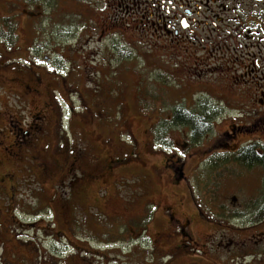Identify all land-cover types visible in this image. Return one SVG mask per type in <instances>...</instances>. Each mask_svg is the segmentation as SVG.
<instances>
[{"label": "rangeland", "instance_id": "374dc122", "mask_svg": "<svg viewBox=\"0 0 264 264\" xmlns=\"http://www.w3.org/2000/svg\"><path fill=\"white\" fill-rule=\"evenodd\" d=\"M143 3L0 0L10 38H0V260L6 250L32 264H189L184 248L170 254L186 242L182 225L190 220L192 245L219 232L196 216L194 204L214 193L199 181L203 153L257 134L236 132L235 144L224 136L243 122L236 101L246 97L216 72L203 39L172 42L162 30L155 39L151 3L149 14L132 15ZM204 105L219 115L194 141L172 120L177 108ZM230 174L218 196L242 204L263 192ZM214 218L226 233L237 221ZM221 238L232 258L235 245Z\"/></svg>", "mask_w": 264, "mask_h": 264}, {"label": "flooded vegetation", "instance_id": "af4514ba", "mask_svg": "<svg viewBox=\"0 0 264 264\" xmlns=\"http://www.w3.org/2000/svg\"><path fill=\"white\" fill-rule=\"evenodd\" d=\"M150 3L154 15L155 39L161 37L159 30L172 42L174 39H203L207 53L214 51L216 72L230 74L234 81L231 89L246 97V100L236 101L241 103L237 106L241 109L236 110L235 120L243 122L234 123L233 132L224 134L225 139L235 144L238 138L236 132L244 134L252 128L257 132L232 148L220 142L222 147L213 146L215 148L204 150L203 161L206 167L199 181L202 187H213L214 193L204 194L202 206L194 204L197 208L196 216L209 222L212 227H219V232L224 234L218 235L216 231L201 238V244L192 245V235L186 231L189 228L188 219L186 225H182L183 230L178 233L185 237L186 242L175 243L170 254L174 258L173 252H181L184 248L183 255L195 259L189 264H224V257L228 264H264V193L245 195V202L241 204L230 202L224 199L228 196H218L216 192V188L225 182L224 177H228V172L238 185H253L264 189V0H144L146 7L141 8L142 4L136 6L132 15L149 14ZM125 9H129V6L126 5ZM163 12L168 15L164 16ZM207 59L211 60L210 57ZM200 60L202 64L203 60ZM199 69L202 71L206 68ZM215 106L221 109L220 103ZM214 114L219 115L218 109L212 110V117ZM238 156L242 159L241 163ZM254 162L257 164L253 165ZM172 170L176 173L175 168ZM182 178L184 173L180 172L177 184L181 183L179 180ZM209 202L215 208L210 205L207 207L206 203ZM207 208L212 210L210 215L214 214V219L237 220L234 224L228 222L230 226L227 231L232 230L226 233L221 229L224 222L209 221L210 215L205 211ZM175 235L176 229L171 228V232L166 234L170 239L165 240V237L164 241L170 243ZM224 235L235 245L232 255H236L232 258L226 257L228 245L223 244L221 238ZM195 240L199 242V238ZM10 243L14 247L15 243ZM0 264L32 262L25 259L23 253L6 255L4 250Z\"/></svg>", "mask_w": 264, "mask_h": 264}, {"label": "trees", "instance_id": "16d2710c", "mask_svg": "<svg viewBox=\"0 0 264 264\" xmlns=\"http://www.w3.org/2000/svg\"><path fill=\"white\" fill-rule=\"evenodd\" d=\"M4 36L5 34L2 31H0V38ZM5 38H9V37L5 36ZM203 107L204 109L201 106L202 110L199 113L189 112L185 110V108L183 107L177 108L174 114V118L172 120V124L175 126H190L192 128V133H193L192 136L194 141H198L199 139L202 138L204 133L212 126V115H211L212 110L210 111V108L206 105H204ZM237 158L241 163L242 162L241 157L238 156ZM254 164H257V162H254L253 165ZM263 193H264V189H263ZM262 208L263 206L261 205V210Z\"/></svg>", "mask_w": 264, "mask_h": 264}]
</instances>
